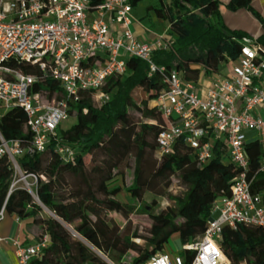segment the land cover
<instances>
[{
	"label": "trees",
	"instance_id": "16d2710c",
	"mask_svg": "<svg viewBox=\"0 0 264 264\" xmlns=\"http://www.w3.org/2000/svg\"><path fill=\"white\" fill-rule=\"evenodd\" d=\"M103 1L90 0V5L95 7ZM141 1L131 0L132 8ZM158 2L155 15L168 22V37L174 43L173 51H154L156 65L173 69L185 83L194 84L201 72L217 73L222 64L238 57L245 34L220 23L217 0ZM226 8L246 9L264 25L252 9L251 0H230ZM257 40L264 45V35ZM189 50L197 53L185 56ZM11 66L23 74L40 76L37 66ZM165 89L158 74L148 76L145 62L128 58L125 74L108 78L101 89L109 96L106 103L99 105L93 92H80L76 101L68 102V116L74 117L75 123L65 130L60 126L57 129L60 146L74 150V158L64 159L50 147L46 164V153L24 154L17 160L22 173L36 176L32 193L22 188L10 191L14 170L6 157L0 159V210L19 219H31L40 230L38 242L43 237L48 239L32 264H107L103 258L113 264H143L162 253L173 235L179 238V255L189 264L194 252L184 247L204 233L214 202L222 195H230V184L239 171L220 141L214 143L212 157L204 165L195 161L193 152L182 142L173 147L171 155L157 158L156 140L165 122L152 102ZM42 90L49 96L56 93L57 100L62 95L59 84L52 80H41L32 87L33 92ZM138 93L146 95L140 105L134 99ZM131 109L139 112L144 122L135 125L129 115ZM0 136L5 141L16 140L22 147L29 144L32 135L21 108L13 106L1 113ZM245 152L251 191L264 193V173L260 172L264 153L260 144L249 141ZM130 157L134 160L133 181L123 191L131 200H141L142 188L153 177L179 173L180 180L188 186L174 207L156 215L143 207L152 221L143 246L134 242L140 238L129 230L133 206L116 199L121 189L114 186L119 178L122 180ZM117 217L126 221L123 227ZM220 247L230 264H264V228L224 226ZM130 253L134 256L127 262L125 256Z\"/></svg>",
	"mask_w": 264,
	"mask_h": 264
},
{
	"label": "built area",
	"instance_id": "2783aa9c",
	"mask_svg": "<svg viewBox=\"0 0 264 264\" xmlns=\"http://www.w3.org/2000/svg\"><path fill=\"white\" fill-rule=\"evenodd\" d=\"M133 22L131 0H104L95 7L90 0H0V110L21 108L32 135L26 147L0 136V159L6 157L24 181L25 175L37 180L21 172L17 160L24 154H44L51 147L72 160L74 150L60 146L57 136L60 123L68 117V102L76 101L80 92H93L95 101L103 105L109 100L101 91L106 80L125 74L126 60L137 58L148 65L149 77L158 74L166 85L152 102L165 122L156 140L157 158L171 155L182 142L204 165L212 157L214 143L220 141L239 171L230 195L214 202L204 233L184 247L194 252L189 264H230L220 247L222 228L235 229L239 224L264 228V193L251 191L245 152L246 144L255 140L264 153V46L257 38L243 37L238 57L224 63L227 71L211 73L210 87L198 91L177 71L153 61L154 51H171L174 41L161 35L155 42H140L132 31ZM11 63L37 66L40 76L23 74ZM41 80L59 84V100L56 93L32 91ZM260 172L264 173V155ZM14 188L12 183L10 191ZM4 216L2 208L0 221ZM2 242L5 239L0 237ZM47 244V237L30 247L14 241L17 264H32ZM143 264L186 261L179 254L162 252Z\"/></svg>",
	"mask_w": 264,
	"mask_h": 264
},
{
	"label": "rangeland",
	"instance_id": "374dc122",
	"mask_svg": "<svg viewBox=\"0 0 264 264\" xmlns=\"http://www.w3.org/2000/svg\"><path fill=\"white\" fill-rule=\"evenodd\" d=\"M160 7L158 0H142L135 7H133L132 15L137 20H139L145 29H149L152 31H162L164 29L163 26L159 24V18L156 17L154 9H158ZM159 19V20H158ZM162 20V19H161ZM164 21V20H162ZM167 24V21H164ZM173 51V50H171ZM197 52L195 50H189L185 56L195 55ZM102 55H104L102 53ZM119 56L126 57L123 52H120ZM227 71V65H221L219 68V73L223 74ZM203 73H201L200 79L202 78ZM212 74L206 75V80H210ZM200 84H197V88H200ZM46 98L48 96H45ZM57 98V95L55 96ZM135 101L138 105L141 104L146 99V95L143 93H138L134 97ZM57 100V99H56ZM52 103V101L50 100ZM2 110H0V113ZM129 115L135 125H138L140 122H144L140 116V113L136 110H130ZM75 123V118L68 116L60 123V129L65 130L68 129L71 125ZM252 135V134H251ZM49 154L46 153L43 156L44 164L48 162ZM89 158L86 156L84 158L85 164L88 163ZM126 168L123 170L122 180L119 178L118 182L114 185L120 188V193L116 196V199L133 206V211L129 215L128 220L130 222L129 230L131 233H136L140 239H135L134 242L140 246L144 245L143 238H147L149 236L148 231L151 226V219L147 213L143 210L144 206L148 207V211L151 214H159L160 212L166 210L169 207L176 206V201L180 198H183L184 194L188 190V186L185 185L181 180L179 173H175L173 175H168L165 178L161 177H153L150 178L147 182V185L142 188V197L139 201L131 200L127 193L123 190L127 189L131 186L133 181V169H134V160L133 158H128L126 161ZM25 181L23 180L20 173L13 174V183L15 184V188L22 189H32L36 180L32 176L25 175ZM166 184L168 187L165 188ZM44 212L48 215L50 213L44 209ZM216 217V216H215ZM118 224L120 226H124L125 220L121 217H117ZM168 249H175L173 252H176L177 249L180 248V243L176 242L173 245V241L169 240L166 244ZM134 256V253L127 254L125 256V261L130 262L131 258ZM106 263L109 261L106 258H103Z\"/></svg>",
	"mask_w": 264,
	"mask_h": 264
},
{
	"label": "crops",
	"instance_id": "0c3cea01",
	"mask_svg": "<svg viewBox=\"0 0 264 264\" xmlns=\"http://www.w3.org/2000/svg\"><path fill=\"white\" fill-rule=\"evenodd\" d=\"M217 1L219 4L218 20L227 29L231 31H240L244 33L245 36L251 38H259L264 35V25H262L248 10L239 9L237 11H229L226 8V5L230 0ZM251 7L258 13L261 19L264 20V0H251ZM133 20L132 31L137 40L140 42H155L157 37L161 35L168 37L169 24H165V22L161 19H158L159 24L164 27L161 32L145 29L142 23L135 17H133ZM201 73H203L202 78H199V80L194 83V87L198 91H204L210 87V81L212 79V77H210L209 81L206 80L205 77L208 73ZM197 84L201 85L199 86L200 88H197ZM39 234V227L35 225L31 219H19L15 215L5 214L3 220L0 221V237L5 239V242L0 243V264H17V257L13 242H18L24 247L34 246L38 243ZM170 240L173 241V245L176 242H179L178 235H173ZM173 250L175 249H168L165 246L163 252L171 256L179 254L181 246L176 250V252H173ZM107 264L113 263L109 262Z\"/></svg>",
	"mask_w": 264,
	"mask_h": 264
},
{
	"label": "water",
	"instance_id": "95a60500",
	"mask_svg": "<svg viewBox=\"0 0 264 264\" xmlns=\"http://www.w3.org/2000/svg\"><path fill=\"white\" fill-rule=\"evenodd\" d=\"M46 210V209H45ZM47 211V210H46Z\"/></svg>",
	"mask_w": 264,
	"mask_h": 264
}]
</instances>
